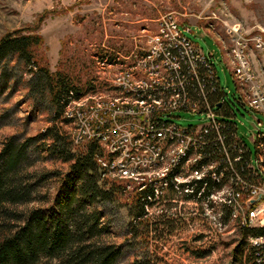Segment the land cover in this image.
I'll return each instance as SVG.
<instances>
[{"label":"rangeland","instance_id":"obj_1","mask_svg":"<svg viewBox=\"0 0 264 264\" xmlns=\"http://www.w3.org/2000/svg\"><path fill=\"white\" fill-rule=\"evenodd\" d=\"M166 13H173L182 25L189 27L187 35L212 60L221 87L228 93V103L236 112L233 121L238 125L239 136L254 151L255 123L257 118L264 122V116L238 102L233 57L228 52L235 45V37H264V0H0V38L16 30L41 35L43 43L37 52L52 72L68 76L78 85L91 81L94 91L102 92L109 87L98 75L97 57L140 54L147 33L156 29L158 19ZM250 59L254 76L264 90V57L253 54ZM29 78L16 59L8 62L6 69L0 66V142L16 136L17 142L22 143L34 137L28 145L29 171L41 174L53 170L61 177L41 184L37 192L41 201L19 209L48 206L69 169V163L44 150L41 134L56 124L70 136V125L64 114L54 121V106L48 97L31 93ZM87 100L80 105L87 104ZM80 105L74 103L72 107ZM174 115L179 118L173 120L185 127L203 121L200 115L188 112ZM101 186L110 190V197L85 207L101 217L103 234L99 238L121 247L117 264H254L247 251H237L241 243L238 224L219 228L210 222H194L178 228L170 238H160L154 231L160 206L150 207L151 213L145 216L147 223L135 221L129 196L113 191L110 185ZM181 212L186 218L199 215L200 209L185 206ZM190 247L209 249L210 253L199 258Z\"/></svg>","mask_w":264,"mask_h":264},{"label":"built area","instance_id":"obj_2","mask_svg":"<svg viewBox=\"0 0 264 264\" xmlns=\"http://www.w3.org/2000/svg\"><path fill=\"white\" fill-rule=\"evenodd\" d=\"M188 30L173 13H166L158 19L156 29L147 33L140 54L117 57L125 60V67L105 65V57L109 56H98V75L109 89L85 94L96 95V103L86 109L77 108L76 114H68L69 105L66 107L67 122L76 121V133H69L70 138L79 140V144L94 141L101 146L98 161L106 178L114 171L135 172L161 167L162 150L170 144H177L176 156L179 149H190L188 163L172 166L180 167V181L175 187H166V193L155 206L161 207V214L177 215L176 218L184 217L183 207L195 206L208 222L219 228L225 226V218L215 214L219 188H214L202 200L192 199L191 191L197 190L200 170L210 164H217L219 170L212 171L210 177L220 179L221 173L230 175L235 171L234 162H244L247 178L240 173H236L237 177H227V207L231 210L227 226L232 223L262 227L264 122L256 120L252 151L239 136L238 125L233 121L236 112L228 103V93L221 87L215 65L187 35ZM234 42L228 54L233 57L238 102L264 116V90L254 76L250 59L253 54L264 57V37H235ZM181 111L200 115L202 123L186 127L176 123L173 119L179 116L174 113ZM211 134H216L221 141L227 162L206 158L205 146ZM226 140L230 141L227 145ZM162 178L169 175L125 185L128 190L155 189ZM206 187L204 183L199 190L206 192ZM150 213L147 211V215ZM250 243L264 248V237H250ZM258 262L264 263V258H259Z\"/></svg>","mask_w":264,"mask_h":264},{"label":"trees","instance_id":"obj_3","mask_svg":"<svg viewBox=\"0 0 264 264\" xmlns=\"http://www.w3.org/2000/svg\"><path fill=\"white\" fill-rule=\"evenodd\" d=\"M42 43L39 34H25L21 30L5 34L0 38V66L6 69L8 62L16 59L30 75L28 85L31 93L48 97L55 108L54 121H57L63 114L65 117V109L73 100H79L96 87L91 81L78 85L68 76L52 72L37 52ZM224 129L226 132L227 128ZM41 137L45 140L41 144L44 150L69 163V169L61 178L57 196L48 206L26 209L18 207L39 200L37 192L41 184L61 175L53 170L41 174L29 171L26 164L29 159L28 145L35 140L34 137L22 143L17 142L16 136L0 142V264H117L121 247L99 238L103 234L101 217L97 212H88L86 204L107 200L111 192L102 188L101 184L110 185L113 191L124 192L132 200L135 221L147 223L145 216L148 209L155 206V202H160V198L155 200V191L151 187L141 191L128 190L123 181L106 178L98 161L102 148L97 142L75 145L56 124L46 129ZM208 141L209 144L205 146L206 158L227 162L217 135L211 134ZM225 143L227 145L230 141L226 140ZM243 165L244 162H234L235 171H231L230 175L221 173L220 179H212V171L219 170L217 164H210L213 168L196 181L197 190L191 192V198L206 199V194L214 188H219L217 192L222 191L227 186V177H237L236 173L247 178L248 173ZM170 181L169 187H175V181ZM204 183H207L206 192L199 190ZM71 189L73 191L70 192ZM171 193L174 195V191ZM230 211L227 204H223L225 225L231 217ZM154 221L155 235L160 238L172 237L178 228L189 223H208L201 212L186 218L161 214ZM240 235L241 243L237 251L243 254L247 251L248 258L254 260V264H264L257 260L264 258V248L248 241L250 237H264V226H240ZM189 249L199 258L210 253L209 249Z\"/></svg>","mask_w":264,"mask_h":264},{"label":"bare ground","instance_id":"obj_4","mask_svg":"<svg viewBox=\"0 0 264 264\" xmlns=\"http://www.w3.org/2000/svg\"><path fill=\"white\" fill-rule=\"evenodd\" d=\"M105 65H112V67H125V60H120V58L105 57ZM88 99L87 104H82L84 100ZM91 100V101H90ZM74 103H79L80 106L72 107ZM96 103V95L82 96L78 101H72L68 106V114H76L78 109H86V107H91L92 104ZM73 109H72V108ZM66 118V113H65ZM70 125L69 133H76V121H68ZM75 145L79 144V140H72ZM177 144H170L162 150L161 167H152L150 170H136L135 172H125V171H114L110 173L111 179H118L126 184L138 183L142 180L153 181L158 179V176L169 175V178L160 179V185L155 187V200H158L160 196L165 194L166 187H169L170 180H174L175 183L180 181V167H172L173 163H188V156H190V149H179V156H176ZM213 166V165H212ZM213 167H205V170H200L199 179H202L208 169ZM177 170V171H176ZM176 171V172H175ZM192 192V191H191ZM223 195V196H222ZM222 196V198H221ZM200 197V195H199ZM215 201V214L217 216H223V204H227V186L216 193ZM220 200V202H218ZM149 210V209H148Z\"/></svg>","mask_w":264,"mask_h":264},{"label":"water","instance_id":"obj_5","mask_svg":"<svg viewBox=\"0 0 264 264\" xmlns=\"http://www.w3.org/2000/svg\"><path fill=\"white\" fill-rule=\"evenodd\" d=\"M260 198H261V196H259L257 200H259Z\"/></svg>","mask_w":264,"mask_h":264}]
</instances>
